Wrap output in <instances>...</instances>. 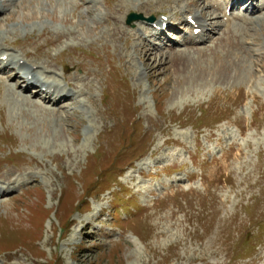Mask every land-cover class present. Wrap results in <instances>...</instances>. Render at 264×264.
<instances>
[{"label":"rangeland","instance_id":"rangeland-1","mask_svg":"<svg viewBox=\"0 0 264 264\" xmlns=\"http://www.w3.org/2000/svg\"><path fill=\"white\" fill-rule=\"evenodd\" d=\"M190 2L17 0L0 15L7 53L91 85L90 102L54 107L0 81V264H264V15L238 31L248 52L210 51L215 34L189 58L136 49L125 25L201 12Z\"/></svg>","mask_w":264,"mask_h":264},{"label":"bare ground","instance_id":"bare-ground-1","mask_svg":"<svg viewBox=\"0 0 264 264\" xmlns=\"http://www.w3.org/2000/svg\"><path fill=\"white\" fill-rule=\"evenodd\" d=\"M15 1L17 0H0V15L6 12L7 10H9L10 7H13L12 5L15 3ZM173 1L174 3H176L182 0H173ZM210 1L211 2L209 4L204 3V2L201 3V1H197V0H194V2H190V5L192 6L194 5L195 7L199 9L201 8V6H203V9L201 8L200 10L201 12L195 11L193 16L188 15L186 17V22L188 18H192L196 21V24H197L196 28L201 29V33L198 35H194L193 32L195 30V26L190 27V25L188 26L186 25L188 36H185L183 38V44L184 46H186V49L180 50L179 52L184 53V56L189 58V55L187 53L192 54V52H196L200 46H203L204 44H206L208 39H212L215 36V35H212L215 32H216L215 34H218L219 38L217 40L212 39L214 40V43L212 47H210V51L219 53V50L224 49L226 47L227 52H230L234 48L235 50H243L245 52H248V48L245 47V39H246L245 37L247 35L243 37L244 35H241V33H238V31L240 30L241 32L242 31L245 32L246 30H249V28L246 25L249 17L247 15L240 16V15L233 14L232 17L227 19L225 22L222 20H219L220 18L224 20V17H226V6L221 5L215 0H210ZM241 1L243 0H240V2ZM246 1L249 3V6L251 8L254 6V2H253L254 0H246ZM260 2H262V5H263V1L261 0ZM56 3L52 4L53 9H56L57 6H59ZM86 3H88L87 6H89V4H92L91 1L86 2ZM238 3L239 2H237V0H233L232 7H236ZM176 4H179V3H176ZM145 5H148V1H146V3L144 2V6ZM123 7H124V4H123ZM134 7L137 8V5ZM179 7L181 9L187 10V7H189V5H182ZM87 8L90 10L89 7ZM91 8L93 7L91 6ZM215 9L220 10L221 12L219 13ZM260 10L262 9H257V7H253L251 15L259 12ZM165 11H167L168 13L166 15L169 17L168 21L165 22L163 18H160L155 23L160 27H162L164 23H167L171 30L179 31L178 27L174 23V20H178V16L176 17V15L178 14L177 12L178 10L176 11L175 8L169 7ZM148 12H150V10ZM151 15H152L151 13L148 14L146 18L150 17ZM101 17L106 18V15L104 13H101ZM118 17L119 15L116 16V20H119ZM236 20H241V24H242V25L238 24L237 27L239 28L237 29H235L233 26ZM146 21L147 19L144 22H142V24H144ZM258 21H260L259 18L251 22H253V25H254V23ZM95 24H96V21H95ZM244 24L246 25V27H244L245 26ZM243 28H247V29L244 30ZM143 32L147 33L148 37L156 36L162 42L167 41V35L162 31L159 32L158 34L150 35L149 34L150 29L147 27L146 29H143ZM8 33L9 32H6L4 34L6 35ZM208 34L211 36V38L209 37L208 39H206L207 36H209ZM132 36L134 38L133 41H134L136 49L138 48L140 50L149 52V54H151L150 53L151 51L154 53L152 55L163 54V51L156 49L155 45L151 44L147 40L148 37H144L142 34L138 33L137 30H133L132 32L130 31V39H132ZM0 39L3 40V36L2 37L0 36ZM2 46L3 45L0 44V65H2L0 66V81L2 80L5 81V79L8 80V82L6 81L5 82L8 83L6 84V90H7V94L9 95V99L13 97L15 99L17 98V100H22V102L24 101L25 103H28V104L34 102L38 105V102H35L34 99L41 98L40 99L41 102H43L45 105L50 104L54 107H58L61 105H67V104H71V105L73 104V106L76 105L75 107H78L79 105L82 106L84 103H86V101L90 102L89 101L90 99H88L87 97L89 95L88 92H89L91 85L87 83L88 79H86L84 75H83V79H79L76 76L69 77L68 74L70 71H72V68L69 66H65V72L62 73V78L65 84L62 85L58 80L55 79V77H52L50 75V74H53L55 76L57 74V70L55 71L54 69H51V68L48 69L46 65L41 66L42 64L38 65L31 61H28L25 64L17 56L13 55L12 53H7V51H4V48ZM262 49H264V45L262 46ZM179 52H176V54ZM234 55L236 56V53H234ZM5 56H7V59L4 60L3 58ZM9 68H11L10 71H9ZM12 71L15 73L10 74ZM12 78H14V80L16 79L15 85L14 84L12 85L10 83V80ZM70 78L73 80H71ZM33 87H34L33 92L36 93V95L29 96L27 92H29V89ZM39 89L44 91L43 94L39 92ZM51 108L52 107H50L49 109L51 110ZM52 110L55 111L56 108L55 109L52 108ZM15 180H17V178L12 175V177H9L8 179L5 178L1 182L7 185L8 184L11 185L15 183ZM1 190H4L2 186H0V191Z\"/></svg>","mask_w":264,"mask_h":264},{"label":"water","instance_id":"water-1","mask_svg":"<svg viewBox=\"0 0 264 264\" xmlns=\"http://www.w3.org/2000/svg\"><path fill=\"white\" fill-rule=\"evenodd\" d=\"M139 18H142L141 16H136V15H131L130 17H129V20H128V23H131L133 20H135V19H139Z\"/></svg>","mask_w":264,"mask_h":264}]
</instances>
